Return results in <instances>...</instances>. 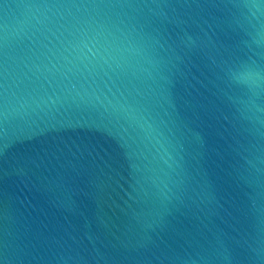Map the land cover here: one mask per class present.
<instances>
[{
	"label": "water",
	"instance_id": "water-1",
	"mask_svg": "<svg viewBox=\"0 0 264 264\" xmlns=\"http://www.w3.org/2000/svg\"><path fill=\"white\" fill-rule=\"evenodd\" d=\"M0 264H264V0H0Z\"/></svg>",
	"mask_w": 264,
	"mask_h": 264
}]
</instances>
